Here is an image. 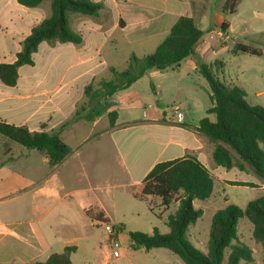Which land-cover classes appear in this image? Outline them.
<instances>
[{"label":"crops","instance_id":"crops-1","mask_svg":"<svg viewBox=\"0 0 264 264\" xmlns=\"http://www.w3.org/2000/svg\"><path fill=\"white\" fill-rule=\"evenodd\" d=\"M93 1L105 6L99 19H72L78 20L73 27L84 35V45L76 50L74 62L69 55L57 52L67 50L60 43L44 42L33 56L35 65L19 69L16 86L0 82V122L25 127L31 133H57L71 149L69 156L52 168L45 153L26 150L5 137L0 139V264L46 262L51 255L72 246L77 248L71 256L72 264H94L98 259L80 257L83 247L92 243L90 232L98 228L105 231L104 224H122L125 229L118 235L120 243L123 233L137 231L129 228L127 216L134 202L142 201L132 194L158 163L191 156L210 171L215 182L224 186L235 182L227 177V169L214 163L216 145L198 131L200 121L213 106L209 84L199 67L220 61L208 62L222 50L216 39H229L230 25L225 32L220 30L221 23H215V28L209 25L195 54L178 67L152 71L128 90L110 97L109 112L118 113L114 127L107 114L92 122H72L78 109L87 103L85 88L92 81H100L101 76L110 77V70L115 69L107 67L102 58L106 44L113 41L118 45L124 39L149 45L159 39L152 54L179 18L195 19L190 0ZM50 15V0L37 8L24 7L17 0H0V64L14 63L24 40ZM103 16L109 19L101 21ZM57 63H62L61 75L54 77ZM222 63L220 73H225ZM163 75H167V86L154 82ZM231 83L228 85H234ZM166 87L176 93L190 90L196 98L182 112L176 105L170 107L175 110L171 114ZM178 113H185L184 118L179 119ZM209 118L216 120L214 115ZM248 183L264 192V183ZM71 221L75 222L73 226ZM89 247L90 255L96 258L93 244ZM104 251L100 264H126L121 255L112 256L109 244Z\"/></svg>","mask_w":264,"mask_h":264},{"label":"trees","instance_id":"trees-1","mask_svg":"<svg viewBox=\"0 0 264 264\" xmlns=\"http://www.w3.org/2000/svg\"><path fill=\"white\" fill-rule=\"evenodd\" d=\"M27 8H37L45 0H17ZM51 15L33 28L22 43V50L12 64H0V82L14 87L18 83L19 69L34 66V54L40 45L47 43H83L81 34L70 26L69 15L81 14L99 17L105 6L93 0H50ZM238 0H227L224 12H236ZM229 24L221 26L227 31ZM205 32L194 18L181 17L171 28L166 39L154 53L139 58L132 55L124 71L111 69L110 80L92 81L85 88L87 103L80 107L72 122L84 119L92 122L107 114L112 127L118 118L116 111L109 112L110 97L131 88L137 81L152 71H166L176 68L182 61L195 54V48ZM231 53L261 56L262 53L248 46L238 44ZM224 64H202L200 74L208 82L211 90L212 108L200 121L198 131L216 146L213 160L216 166L231 170H249L264 181V107L253 106L247 100L246 91L236 85H228L219 79ZM152 91L155 88L151 85ZM214 115L212 121L209 116ZM0 135L19 144L26 150H37L49 158L50 167L60 165L71 153V149L57 133H31L25 127H15L0 122ZM231 186L255 188L253 183L228 182ZM215 179L210 171L196 158L188 156L169 162H161L144 178L142 185L132 194L137 201L147 197H158L162 206H176V211L167 217L169 234H161L154 229L152 234L130 232V248L133 251L167 249L184 264H251L253 251L238 239V222L247 218L253 225L255 242L264 247V196L248 203L245 209L229 204L212 217L207 253L197 249L188 238L189 228L203 216L202 210L195 208V201L209 200L214 192ZM123 232L124 225L114 226ZM76 247H67L60 254L51 255L46 262L33 264H72L71 256Z\"/></svg>","mask_w":264,"mask_h":264},{"label":"rangeland","instance_id":"rangeland-1","mask_svg":"<svg viewBox=\"0 0 264 264\" xmlns=\"http://www.w3.org/2000/svg\"><path fill=\"white\" fill-rule=\"evenodd\" d=\"M190 2L194 5L195 20L205 32L208 30L209 25L211 28H215V23H221L220 25L222 26L224 22H227L231 27V31H228V40L225 38H223L224 41L221 38L216 39L217 43L219 42L220 44L218 47L222 48V50L219 49L220 52L217 55H213L208 61L213 62L219 59L225 63V73H220L219 79L227 84H232L231 82H233L234 85L244 86L248 93L249 103L253 106L264 107V0H238L236 12L233 14L229 11L224 12V5L227 0H190ZM76 17H86L94 20L99 19V17H90L81 14L69 15L71 28L74 32L81 34L83 38V33L73 27V24H78V20H72ZM107 19H109L108 16H103L101 21L105 22ZM220 30L223 31L222 29ZM158 41L159 39L149 45L146 42L129 43L128 40L124 39L118 45L110 41L102 51V58L107 61V67L115 68L116 71L121 72L127 68V63L133 54L138 57L140 56V58L150 55L152 48ZM91 43H93V46L96 45L95 42ZM60 44L67 50L60 49L57 52L69 55L71 62H74L76 50L82 47L84 42L80 45L72 43ZM238 44L256 49L262 55L251 56L249 54H238L235 56L231 51ZM42 64L40 61V65ZM61 65L62 63L60 65L58 63L56 64L53 71L54 77L61 75ZM170 75L171 72L169 76H157L154 82L157 85L163 83L167 86L168 83L165 84V82ZM110 78H113V75H110V77L107 75L101 76L99 80H108ZM260 93L262 95L257 96ZM176 94L179 95V98L176 97ZM194 96L196 98V95L192 94L190 90L176 93L167 87L165 89L166 105L168 108L175 107L176 105L180 109L179 112L184 111L183 107L191 99L194 100ZM173 109L170 108L169 113H175ZM0 139L5 138L0 135ZM262 148L264 149V145H262ZM231 170H228L227 177L233 178L235 182L264 183L261 178L249 170L241 171L238 168H235L233 171ZM263 196L264 192L260 189L242 186H224L216 180L212 197L209 200H197L194 203L195 208L202 210L204 214L195 225L189 228V240L201 252L207 253L212 217L214 214L229 204H234L245 209L249 202ZM134 203L135 206L131 208V214L127 216L129 228L137 229L136 232H143L145 234H152L154 229L159 230L161 234H169L170 230L167 226L166 219L169 215L175 213V205L165 208L162 206V201L158 197H153L150 201ZM56 224L66 225L67 223L56 222ZM69 224L73 226L75 222L71 221ZM89 237L97 253L96 258H93L94 256L92 254L90 255V243L83 247L80 257L87 259L90 256L93 261L98 259L94 264H100L99 259L101 260L105 256L104 246L108 244L106 232L98 228V230L90 232ZM238 239L253 251L254 261L251 264H264V247L255 242L253 238V225L247 218H242L238 222ZM118 251L122 258L121 261L126 264H184L176 255L167 249H154L149 252L144 250H131L129 234L127 233H123L120 236Z\"/></svg>","mask_w":264,"mask_h":264},{"label":"built area","instance_id":"built-area-1","mask_svg":"<svg viewBox=\"0 0 264 264\" xmlns=\"http://www.w3.org/2000/svg\"><path fill=\"white\" fill-rule=\"evenodd\" d=\"M177 111H178V109H176V112ZM184 116H185V113H178L179 119H183ZM104 229L108 235L107 241H108L109 247L113 250L112 256L114 258H119L120 257V253L118 251V249H119V242H118L119 231L116 230L114 228V226H112L110 224H104Z\"/></svg>","mask_w":264,"mask_h":264}]
</instances>
